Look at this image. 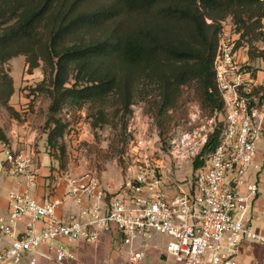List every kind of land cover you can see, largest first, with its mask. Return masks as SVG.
<instances>
[{
    "label": "built area",
    "instance_id": "2783aa9c",
    "mask_svg": "<svg viewBox=\"0 0 264 264\" xmlns=\"http://www.w3.org/2000/svg\"><path fill=\"white\" fill-rule=\"evenodd\" d=\"M241 37L231 19L222 23L214 61L224 107L220 145L186 190L169 194L161 168L151 166V147L136 141L127 154L130 178L116 193L88 175L60 173L66 197L79 208L78 217L66 220L58 215L63 199L50 193L38 202L29 194L36 187L32 157L0 140V173L29 180L28 191L10 195V213L0 218V264H38L39 257L66 264L72 254L65 242H96L113 232L121 237L126 264H145L158 236L169 240L165 253L177 264H239L244 244L264 247L254 209L264 171V161L257 164L264 146V85L240 60ZM45 247L49 255L40 252Z\"/></svg>",
    "mask_w": 264,
    "mask_h": 264
},
{
    "label": "trees",
    "instance_id": "16d2710c",
    "mask_svg": "<svg viewBox=\"0 0 264 264\" xmlns=\"http://www.w3.org/2000/svg\"><path fill=\"white\" fill-rule=\"evenodd\" d=\"M228 18L248 30L245 19L264 20V0H0V104L17 115L9 106L15 83L4 66L25 56L31 73L43 64L54 147L67 128L57 118L65 106L117 98L120 112L130 115L143 85L156 89L160 110L168 112L182 89L196 84L205 106L220 115L214 61ZM221 127L204 155L219 147ZM0 140L6 142L1 131ZM204 165L198 159L193 167Z\"/></svg>",
    "mask_w": 264,
    "mask_h": 264
},
{
    "label": "rangeland",
    "instance_id": "374dc122",
    "mask_svg": "<svg viewBox=\"0 0 264 264\" xmlns=\"http://www.w3.org/2000/svg\"><path fill=\"white\" fill-rule=\"evenodd\" d=\"M257 20L245 19L248 30L238 24L242 27L238 51L242 63L254 70L256 79L264 85V20ZM26 61L25 56H19L4 66L16 80L17 89L9 106L17 115L0 104V131L18 153L32 157L49 155L58 172L88 175L110 193H116L130 178L131 158L127 154L135 150L136 141H142L151 147V166L161 168L167 191L172 195L179 187L186 190L197 175L195 161L208 158L203 154L204 147L222 117L205 106L196 84L184 87L179 101L168 112L160 110L156 89L144 85L135 92L130 115L120 112L117 98L102 104H86L82 109L65 106L57 117L67 126L64 136L56 147L49 145L46 123L51 100L48 85H42L43 64L31 73ZM263 152L264 146L260 144L257 164L264 161ZM165 242L156 237L150 246L162 243L160 251L164 252ZM158 264L168 263L162 259Z\"/></svg>",
    "mask_w": 264,
    "mask_h": 264
},
{
    "label": "crops",
    "instance_id": "0c3cea01",
    "mask_svg": "<svg viewBox=\"0 0 264 264\" xmlns=\"http://www.w3.org/2000/svg\"><path fill=\"white\" fill-rule=\"evenodd\" d=\"M14 81L16 90V80ZM32 160L30 170L36 175V187L32 188L29 194L35 200L41 202L45 196L53 193L56 197L64 200L63 206L58 211L59 217L66 220L78 217L79 208L66 197L65 183L61 178L60 171L56 170L58 169L56 163L49 155L33 156ZM259 180L261 181L262 192L254 206L258 216L255 227L264 230V171L259 175ZM28 184L29 180L26 177L17 179L7 172L0 173V218H7L10 213V195L13 193H25L28 191ZM19 229L24 230L23 224L19 225ZM161 238L166 241L164 243L165 246H163L164 252L160 251L162 243L149 246L146 251L147 260L145 264H158V261L162 259L168 264H177L166 256L165 248L169 240L165 237ZM120 242L121 237L117 232L100 234L96 242L84 240L74 243L65 242L72 254V259L66 264H126L125 256L120 252ZM40 252L43 255L50 254L47 247L42 248ZM38 264L58 263L39 257ZM239 264H264V247L257 244H244L240 249Z\"/></svg>",
    "mask_w": 264,
    "mask_h": 264
}]
</instances>
